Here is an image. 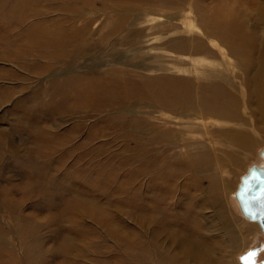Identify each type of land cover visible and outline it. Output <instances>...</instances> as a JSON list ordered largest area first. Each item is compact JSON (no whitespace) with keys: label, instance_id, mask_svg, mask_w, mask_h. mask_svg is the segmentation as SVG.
Returning <instances> with one entry per match:
<instances>
[{"label":"rangeland","instance_id":"1","mask_svg":"<svg viewBox=\"0 0 264 264\" xmlns=\"http://www.w3.org/2000/svg\"><path fill=\"white\" fill-rule=\"evenodd\" d=\"M257 2L0 0V264H264L235 197L264 165V48L230 53L264 43Z\"/></svg>","mask_w":264,"mask_h":264},{"label":"bare ground","instance_id":"2","mask_svg":"<svg viewBox=\"0 0 264 264\" xmlns=\"http://www.w3.org/2000/svg\"><path fill=\"white\" fill-rule=\"evenodd\" d=\"M30 5V4H29ZM32 5V4H31ZM257 8L259 9V11H260V16H261V21L264 23V9H262L260 6H258V2H257ZM29 9V8H28ZM34 9V8H33ZM29 11H30V9H29ZM28 11V12H29ZM35 11H36V9H35ZM27 12V13H28ZM26 13V12H25ZM26 13V14H27ZM30 14V13H29ZM226 18V17H225ZM232 18H234V17H232ZM231 19V18H230ZM229 19V20H230ZM15 20V19H14ZM40 20V19H39ZM21 24V23H20ZM30 24V23H29ZM36 24H39V22H37ZM220 24V23H219ZM224 24H225V22H224ZM232 24V23H231ZM221 25H223V24H221ZM228 26H229V24H227ZM231 26V25H230ZM237 27V26H236ZM48 28V27H47ZM59 28H61V27H59ZM224 28V27H223ZM229 28V27H228ZM49 29V28H48ZM7 30V29H6ZM12 30V29H11ZM52 30V29H51ZM223 30V29H222ZM44 31V30H43ZM42 31V29L40 30V29H35V35H34V37L33 38H31V39H33V41L34 42H36V41H40V43L41 44H43L44 45V33L45 32H43ZM46 31V30H45ZM225 31H227V30H225ZM242 31V30H241ZM240 31V32H241ZM28 32V31H27ZM207 32V31H206ZM220 32V31H219ZM238 31H236L235 33H236V36H235V38H236V40L235 41H237L238 40V43H237V46L236 47H230V49H231V51H230V53L231 54H254L255 52H258V51H260V50H262L261 49V47H263L264 48V43H263V41H256V39L254 38V37H250L249 35L247 36L246 34L244 35V34H240V33H237ZM246 32V31H245ZM33 33V32H32ZM31 33V34H32ZM208 33V32H207ZM232 33V32H231ZM249 33V32H248ZM8 34V33H7ZM221 34H222V32H221ZM23 35V34H22ZM27 35H29V33L27 34ZM232 35H234V34H232ZM21 36V35H20ZM27 37V36H26ZM37 37V38H36ZM246 37H248L249 39H247ZM29 38V37H28ZM16 39H17V37H16ZM26 39V38H25ZM31 39H29L27 42H26V44L27 45H29V44H31L32 43V40ZM218 39H219V37H218ZM36 40V41H35ZM260 40V39H259ZM26 41V40H25ZM48 41H50V38L49 39H47L46 40V42H48ZM223 44H228V41L226 40V39H224L223 41ZM221 42V43H222ZM260 43H261V45H260ZM263 43V44H262ZM20 44V43H19ZM24 44V43H23ZM17 45V44H16ZM26 45V46H27ZM191 45V44H190ZM30 46V45H29ZM21 47V46H20ZM23 47V46H22ZM31 47V46H30ZM35 47V46H34ZM19 49V48H18ZM26 49V48H25ZM25 49H22V50H25ZM193 49V46L191 45L190 46V50H192ZM29 50H32V49H29ZM17 51V50H16ZM34 52V51H33ZM258 54V53H257ZM261 54H262V51H261ZM23 56V55H22ZM16 58V57H15ZM260 58V57H259ZM254 60H255V58H254ZM259 62V61H258ZM259 82H260V87H262V88H260V93H259V96H258V98L260 97V99H261V101L263 102V104H264V83H261V82H263L261 79L259 80ZM165 92V90L163 91V93ZM193 96V95H192ZM256 99H257V97H256ZM259 99V100H260ZM210 101H213V100H210ZM220 101V103H218V105L216 104L215 105V107L217 108H209V107H207V108H205V112H207L208 114H211V115H217V116H221V117H224V118H231V119H233V118H236L238 115H237V111L235 110V109H237L236 108V104H235V102H233L232 103V101H224V102H221V100H219ZM195 102V100H194V98H192L191 97V99H190V104H193ZM214 102V101H213ZM262 102H261V104H262ZM214 103H216V100H215V102ZM264 109V108H263ZM263 112H264V110H263ZM222 131H220L221 133H223V134H225V131L223 130V129H221ZM232 134V133H231ZM234 134V133H233ZM232 134V135H233ZM244 135H246V134H244ZM228 138H229V136H228ZM230 138H234V139H236L237 141H240V142H242L245 146H248L249 145V143L247 142L248 140L246 139V138H240L238 135H234V136H230ZM229 138V139H230ZM240 138V139H239ZM241 144V143H240ZM242 145V144H241ZM193 165V164H192ZM255 165V164H254ZM256 166V165H255ZM258 167V166H257ZM239 184V183H238ZM238 186V185H237ZM237 200V199H236ZM239 206V205H238ZM255 221V220H254ZM258 224V223H257ZM159 231V230H158ZM155 233V232H154ZM184 242V241H183ZM184 244V243H183ZM190 245H192V244H190ZM197 245V244H196ZM201 245V244H200ZM192 249H195V247H191L190 246V249H188V250H186L185 251V256H184V259H189L191 256H198L199 255V253H196L194 250H192ZM167 255V254H166ZM192 258V257H191Z\"/></svg>","mask_w":264,"mask_h":264},{"label":"water","instance_id":"3","mask_svg":"<svg viewBox=\"0 0 264 264\" xmlns=\"http://www.w3.org/2000/svg\"><path fill=\"white\" fill-rule=\"evenodd\" d=\"M264 158V148L260 151ZM239 208L247 218L257 221L264 238V165H251L235 190Z\"/></svg>","mask_w":264,"mask_h":264},{"label":"snow or ice","instance_id":"4","mask_svg":"<svg viewBox=\"0 0 264 264\" xmlns=\"http://www.w3.org/2000/svg\"><path fill=\"white\" fill-rule=\"evenodd\" d=\"M241 260L252 261V264H255V253L253 251H249L241 256Z\"/></svg>","mask_w":264,"mask_h":264}]
</instances>
